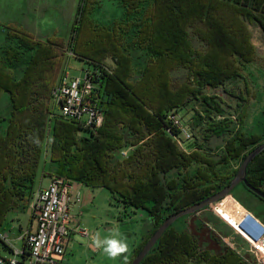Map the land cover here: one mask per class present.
Listing matches in <instances>:
<instances>
[{
  "label": "trees",
  "instance_id": "trees-1",
  "mask_svg": "<svg viewBox=\"0 0 264 264\" xmlns=\"http://www.w3.org/2000/svg\"><path fill=\"white\" fill-rule=\"evenodd\" d=\"M93 3L80 0L68 46L76 58L102 70L105 117L96 133L53 118L52 92L64 62L63 40L51 37L41 43L13 27L4 35L0 231L9 213L30 208L41 186L47 146L49 178L106 189L125 216L146 213L152 228L133 251L127 263L132 264L168 217L227 188L246 157L264 143V128L261 135L243 132L247 98L234 126L224 101L207 94L244 79L245 67L261 60L250 28L264 33V0H122L125 13L111 25L93 19ZM109 57L114 69L98 66ZM20 67L18 79L15 71ZM5 100L10 117L3 132ZM193 102L209 120L210 134L204 140L222 139V146L212 150L195 139L196 150L188 154L167 132L168 114ZM124 149H131L127 158L120 155ZM246 178L264 193V152L249 165ZM180 222L165 231L141 264H243L213 231L192 233L178 228ZM215 223L213 216L203 222Z\"/></svg>",
  "mask_w": 264,
  "mask_h": 264
},
{
  "label": "rangeland",
  "instance_id": "rangeland-1",
  "mask_svg": "<svg viewBox=\"0 0 264 264\" xmlns=\"http://www.w3.org/2000/svg\"><path fill=\"white\" fill-rule=\"evenodd\" d=\"M91 1H95V3L92 4L95 8L92 17L100 25H111L114 20H121L123 13H125L123 3L121 5V0ZM73 2L74 0H66L65 4L61 6V17L56 22V27L59 33H56L58 34V37L53 36V38L64 39V37L69 34L72 24L70 20L72 16H74V9L77 8V5H74ZM45 8L46 7L42 10ZM43 16L53 18L55 16V12L51 7H49L43 11ZM50 21L52 22V20ZM250 29L252 32L253 44L255 45L261 60L256 64L245 67L244 79L231 83L226 88L207 91V94L209 93V95L212 96L215 95L224 101L223 107L226 117L234 121V126H238L239 123V115L242 111V107H240V105L243 106L245 103L243 98L248 99L245 103V112L247 113V117L245 118L242 126L243 132L248 136L261 135L263 134L264 128V33L256 26H252ZM4 35V33L0 32V46L6 44ZM1 48L2 47H0V56H3L5 53L3 52V48ZM98 65L105 66L110 70L115 68V65L110 57L101 61ZM63 68L71 77H73L81 74L82 70H88L92 67L78 58H66ZM15 72L17 78L20 79L23 73V67L16 69ZM181 76L182 75L178 74L177 77ZM4 102L5 106L3 114L5 120L1 129L3 132L7 130L10 117L9 102H6V100ZM60 111V108L57 107L55 109L56 115H60ZM181 116L185 121H193L191 128L198 145L202 144L208 148H212V150L217 146L220 147L223 145L222 139L213 138L208 141L204 140V137H206L207 134H210L208 131L209 120L203 112L202 106L197 104V102H193L186 109H184L181 112ZM81 134L87 136L84 132H81ZM215 143L217 145H215ZM45 153L46 155L42 160L39 178V185L41 184V186L38 187L36 191L43 186H46L49 181V176L47 175L50 172V162L48 160L49 152L47 146ZM87 191H90V193L88 194L87 192L85 195H82L83 202L79 204L80 209H78V212L73 215L74 219L77 220V223L75 222V226L79 225L80 228L86 229L90 234L98 231L100 232L102 238L111 235L113 229H119L122 237L126 238L128 252L113 260L104 254L102 249H100L98 255H93V257H96V264H120L122 259L126 258V256L130 254V250L133 246L137 245L136 248L140 246V243L145 238L144 233L152 228L151 221L148 219L146 213L140 210L129 213V216H125L123 207L117 204L110 192L106 189L88 188ZM234 199L243 208L232 205L231 201ZM222 204V210H220L221 214L228 219L226 220L229 223L233 222L236 226L239 224L243 227L245 225V219L250 222H255L256 218H259L264 223V201L249 193L242 184L238 185L232 191V195H230V197ZM31 212V208H29L26 213L20 214L16 212L15 215L18 220L16 222L17 228L15 232L9 233L10 239H14L15 236L19 234L20 225L23 226L24 229L29 226L30 219L32 217ZM212 216L214 217V221L216 223L205 224L204 226L203 222ZM10 217L11 213L4 223L6 229L14 226V222L12 223ZM180 220L181 222L176 224L178 228L186 229L196 234L201 233V235H204L208 231H213L215 235L221 239L223 245H227L228 247L238 250V253L243 260V264H257V259L251 252L247 242L237 235L227 223L215 214L213 206H210L205 211L190 214V216H184L180 218ZM6 223L8 227H6ZM242 232L244 231L242 230ZM13 244L18 248L21 247L19 242L14 241ZM204 247H207L205 243ZM6 255L7 257L11 256L9 253H6Z\"/></svg>",
  "mask_w": 264,
  "mask_h": 264
},
{
  "label": "built area",
  "instance_id": "built-area-1",
  "mask_svg": "<svg viewBox=\"0 0 264 264\" xmlns=\"http://www.w3.org/2000/svg\"><path fill=\"white\" fill-rule=\"evenodd\" d=\"M65 51L68 59L76 58L68 45ZM89 65L92 68L83 70L80 75L73 77L66 70L63 71L58 85L52 92L53 118L74 123L82 131L96 133L102 127L105 117L101 107L102 70L94 64ZM102 67L107 69L105 66ZM57 107L61 110L60 115L55 113ZM181 112L172 111L168 114L167 132L181 150L190 154L196 150L195 137L191 128L193 121H185ZM130 152L131 149H124L120 155L122 158H127ZM50 179L47 187H42L35 193L31 203V213L37 228L23 237L25 248L16 249L9 240L8 234L0 231V264H60L64 260L71 230L75 225L71 213L73 182L60 177ZM229 197L212 205L215 214L247 242L257 259V264H264V223L259 218H256L255 222L245 219L243 227L239 224L236 226L233 222L229 223L220 211L222 203ZM76 202H80L79 196ZM75 228L82 235H89L88 231L80 228L79 225ZM230 248L238 253L235 248ZM5 253L11 256L7 257Z\"/></svg>",
  "mask_w": 264,
  "mask_h": 264
},
{
  "label": "crops",
  "instance_id": "crops-1",
  "mask_svg": "<svg viewBox=\"0 0 264 264\" xmlns=\"http://www.w3.org/2000/svg\"><path fill=\"white\" fill-rule=\"evenodd\" d=\"M65 1L66 0H0V29H1L0 32L5 34L8 31L9 27H13L17 30H20L30 35L31 37H33L34 40L41 43H45L48 38H51L53 36L58 37V34L56 33L59 32L56 27V22L61 17L60 15L62 12L61 6L65 4ZM79 3L80 0H74L73 2L74 5H77V8L74 9V14H73L74 16H72L70 20L72 24L69 30V34H67L66 37H64V39L58 38V39H62L65 44L64 61L67 58L65 50L69 43L68 42L70 40L69 38H71V31H72L71 29L76 19ZM121 5H122V0H121ZM44 7L46 8L42 10ZM49 7H51L55 12V16L53 18L43 16V11H45ZM50 20H52V22ZM63 65L59 79L61 78L64 71ZM215 145L217 144L215 143ZM50 180L51 179L49 178L48 184L43 187H47L50 183ZM88 188L90 187L78 183H73V192H72L73 203L71 204L72 217L78 212V209H80L79 204L83 202L82 195L83 194L85 195L87 192L88 194L90 193V191H87ZM77 196H79L80 198V202L78 203L76 202ZM15 214L16 212H11V217H10L12 223L14 222V226L10 227L9 229H6L4 225V227H2L1 229V232L7 233L8 236L9 233L15 232L17 228L16 222L18 220ZM76 221L77 220H75V222ZM6 227H8L7 223H6ZM75 227L76 226L73 225L69 237V241L66 246V254L64 260L60 264H96V257H93V255L97 256L99 250H96L91 246V239H90L91 235L94 233L90 234L88 232L89 235L85 236L82 235L80 232H78ZM36 228H37V223L35 219L31 217L29 226L24 229L23 226L20 225L19 234H17L14 239L13 238L10 239L9 237V240L12 243H14V241L19 242L21 247L18 248L16 247V245L14 244L13 245L16 249L22 250L23 248H25V241L23 240V237L28 232H34ZM148 231L144 233V237H146ZM136 246L137 245L132 247V249L130 250V254H128L126 258L122 259L120 264H127L130 261L132 253L136 249ZM4 255H6V253Z\"/></svg>",
  "mask_w": 264,
  "mask_h": 264
},
{
  "label": "water",
  "instance_id": "water-1",
  "mask_svg": "<svg viewBox=\"0 0 264 264\" xmlns=\"http://www.w3.org/2000/svg\"><path fill=\"white\" fill-rule=\"evenodd\" d=\"M264 152V143L257 146L242 162L238 173L235 177V179L231 182V184L222 190L221 192L217 193L216 195L209 197L208 199L188 208L181 212H178L170 217H168L164 223L159 227V229L155 232V234L152 236V238L148 241V243L145 245V247L142 249L138 257L134 260L132 264H141V262L144 260V258L147 256V254L152 250V248L158 243L159 239L162 237V235L165 233L166 230L178 219L198 213L206 208H209L213 204L223 200L224 198L231 195L232 191L240 184H244L250 191L255 193L257 196H259L261 199L264 200V193L256 188H254L250 183L248 182L246 175L249 165L252 163V161L261 153Z\"/></svg>",
  "mask_w": 264,
  "mask_h": 264
},
{
  "label": "clouds",
  "instance_id": "clouds-1",
  "mask_svg": "<svg viewBox=\"0 0 264 264\" xmlns=\"http://www.w3.org/2000/svg\"><path fill=\"white\" fill-rule=\"evenodd\" d=\"M91 246L96 250H103L110 259H117L128 252V244L126 238L122 237L119 229H113L109 236L101 237L100 232L91 235Z\"/></svg>",
  "mask_w": 264,
  "mask_h": 264
}]
</instances>
